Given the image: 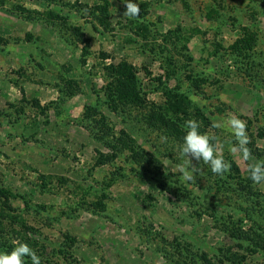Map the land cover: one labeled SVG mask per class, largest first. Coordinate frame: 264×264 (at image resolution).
Instances as JSON below:
<instances>
[{"label":"rangeland","instance_id":"obj_1","mask_svg":"<svg viewBox=\"0 0 264 264\" xmlns=\"http://www.w3.org/2000/svg\"><path fill=\"white\" fill-rule=\"evenodd\" d=\"M132 2L139 18L122 0H0V190L15 196L0 198V253L26 243L40 264H264V183L247 171L264 160V0ZM121 63L142 107L108 97ZM232 116L247 125L246 163ZM189 119L230 172L193 160L203 172L182 179Z\"/></svg>","mask_w":264,"mask_h":264},{"label":"clouds","instance_id":"obj_2","mask_svg":"<svg viewBox=\"0 0 264 264\" xmlns=\"http://www.w3.org/2000/svg\"><path fill=\"white\" fill-rule=\"evenodd\" d=\"M122 2L125 4L123 16L130 19L140 17L141 7L138 3H134L132 0H122ZM228 124L237 141V146L232 147L231 151L239 152L240 158L246 163L253 158L252 151L248 147L251 141L247 135L246 122L237 116H232ZM184 128L183 143L179 147V156L183 162L177 165L184 181H196L195 174L203 172L201 167L192 163L193 160L209 166L211 172L216 175L223 176L230 172L231 163L226 161L222 155L216 154L217 149L214 142L217 138L214 135L201 133L199 131L200 124L194 119L187 120ZM247 171L248 178L254 184L264 183V160L258 161L254 165H248ZM26 258L30 259L31 264H40V257L36 251L26 243H19L11 252L0 253V264H26Z\"/></svg>","mask_w":264,"mask_h":264},{"label":"trees","instance_id":"obj_3","mask_svg":"<svg viewBox=\"0 0 264 264\" xmlns=\"http://www.w3.org/2000/svg\"><path fill=\"white\" fill-rule=\"evenodd\" d=\"M245 34L248 35V33ZM249 41H251L250 37L249 40H247L246 38L240 39L237 42V46H239L241 50H246L245 47L249 49L251 48V46L244 45L249 44ZM109 68L113 70L114 75L116 76V81L113 87L110 89L108 96L114 108H117V106L120 104L125 106L137 105L140 107L146 104V99L137 86V75L135 73V70H133L131 66H128L126 63H121L118 66H111ZM160 121L163 122L161 116ZM10 197L14 198L15 196H13L12 193L8 190H0V198L9 200Z\"/></svg>","mask_w":264,"mask_h":264}]
</instances>
